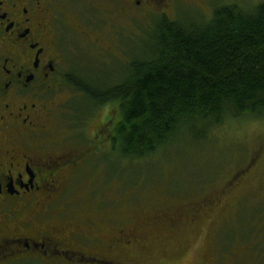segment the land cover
<instances>
[{"label": "rangeland", "instance_id": "374dc122", "mask_svg": "<svg viewBox=\"0 0 264 264\" xmlns=\"http://www.w3.org/2000/svg\"><path fill=\"white\" fill-rule=\"evenodd\" d=\"M232 2L251 9L264 0H172L166 10L133 17L102 18L92 7L109 51L83 43L70 52L68 72L112 83L129 59L141 58L157 17L204 21L215 6ZM59 98L67 122L61 133L72 132L63 149L81 152L103 118L119 117L118 103L95 104L70 85ZM91 157L64 186L67 221L92 231L104 246L122 226L118 220L146 223L149 231L147 241L113 249L109 258L120 264H264V118H227L208 135L198 126L146 159L125 158L108 141ZM84 217H95L97 225H86Z\"/></svg>", "mask_w": 264, "mask_h": 264}, {"label": "flooded vegetation", "instance_id": "af4514ba", "mask_svg": "<svg viewBox=\"0 0 264 264\" xmlns=\"http://www.w3.org/2000/svg\"><path fill=\"white\" fill-rule=\"evenodd\" d=\"M171 1L0 0V264H120L109 258L113 249L148 240L142 222L118 220L122 226L104 246L92 231L67 221L64 186L101 143L111 142L116 120L103 118L81 152L63 149L72 132L61 133L67 122L59 93L75 88L68 72L72 50L85 43L109 51L92 7L102 18L133 17L166 10Z\"/></svg>", "mask_w": 264, "mask_h": 264}, {"label": "trees", "instance_id": "16d2710c", "mask_svg": "<svg viewBox=\"0 0 264 264\" xmlns=\"http://www.w3.org/2000/svg\"><path fill=\"white\" fill-rule=\"evenodd\" d=\"M120 79L69 83L95 104L116 102L113 149L146 159L227 118H264V2L215 6L204 21L159 16ZM204 140L207 136H203Z\"/></svg>", "mask_w": 264, "mask_h": 264}]
</instances>
